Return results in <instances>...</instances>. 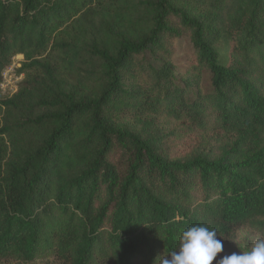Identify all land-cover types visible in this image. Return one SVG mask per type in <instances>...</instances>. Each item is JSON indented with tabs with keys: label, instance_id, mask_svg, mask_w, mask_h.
<instances>
[{
	"label": "trees",
	"instance_id": "1",
	"mask_svg": "<svg viewBox=\"0 0 264 264\" xmlns=\"http://www.w3.org/2000/svg\"><path fill=\"white\" fill-rule=\"evenodd\" d=\"M247 223L264 228V0H0V259L158 264L193 225Z\"/></svg>",
	"mask_w": 264,
	"mask_h": 264
},
{
	"label": "rangeland",
	"instance_id": "2",
	"mask_svg": "<svg viewBox=\"0 0 264 264\" xmlns=\"http://www.w3.org/2000/svg\"><path fill=\"white\" fill-rule=\"evenodd\" d=\"M233 48L232 42L229 38L224 39L217 45L221 60L227 62L229 54ZM192 49L190 38L185 36L177 41L176 60L178 67L181 68L184 57ZM24 60V55H17L13 58L11 65L3 72V80L1 83L2 97H11L18 90L19 86L24 80V74H19L18 69ZM166 126L173 127L172 123H163V128ZM217 238L222 239L225 245V251L217 255V259L225 254H230L233 251H248L258 238H264V228L258 225L247 223L237 226L231 230L230 233ZM0 264H70L66 260H61L55 256H44L34 261H24L12 257L0 259ZM216 264V260L212 262Z\"/></svg>",
	"mask_w": 264,
	"mask_h": 264
},
{
	"label": "clouds",
	"instance_id": "3",
	"mask_svg": "<svg viewBox=\"0 0 264 264\" xmlns=\"http://www.w3.org/2000/svg\"><path fill=\"white\" fill-rule=\"evenodd\" d=\"M215 229L193 225L180 235L177 250L158 257V264H264V238L255 240L248 251H233L217 259L225 251L224 241ZM156 260V261H157Z\"/></svg>",
	"mask_w": 264,
	"mask_h": 264
}]
</instances>
